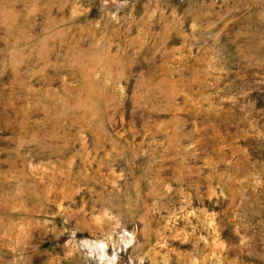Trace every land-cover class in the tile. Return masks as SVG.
<instances>
[{"label":"rangeland","instance_id":"rangeland-1","mask_svg":"<svg viewBox=\"0 0 264 264\" xmlns=\"http://www.w3.org/2000/svg\"><path fill=\"white\" fill-rule=\"evenodd\" d=\"M0 264H264V0H0Z\"/></svg>","mask_w":264,"mask_h":264},{"label":"bare ground","instance_id":"bare-ground-1","mask_svg":"<svg viewBox=\"0 0 264 264\" xmlns=\"http://www.w3.org/2000/svg\"><path fill=\"white\" fill-rule=\"evenodd\" d=\"M99 242V241H98ZM97 243V242H96ZM100 243V242H99ZM102 243V242H101ZM96 246V245H95ZM95 246H94V248H95ZM98 247V246H97ZM99 248V247H98ZM96 250L99 252V250L96 248Z\"/></svg>","mask_w":264,"mask_h":264}]
</instances>
